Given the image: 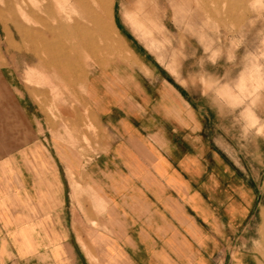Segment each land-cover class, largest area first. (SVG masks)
Returning <instances> with one entry per match:
<instances>
[{"label": "crops", "instance_id": "obj_1", "mask_svg": "<svg viewBox=\"0 0 264 264\" xmlns=\"http://www.w3.org/2000/svg\"><path fill=\"white\" fill-rule=\"evenodd\" d=\"M5 79L0 264H224L262 207L201 105L145 55L61 85L55 115L20 72Z\"/></svg>", "mask_w": 264, "mask_h": 264}, {"label": "rangeland", "instance_id": "obj_2", "mask_svg": "<svg viewBox=\"0 0 264 264\" xmlns=\"http://www.w3.org/2000/svg\"><path fill=\"white\" fill-rule=\"evenodd\" d=\"M37 1L32 9H4L0 0V103L17 109L5 79L17 71L23 80L16 81L55 115L46 101L64 97L66 83L94 68L145 55L201 105L203 134L259 181L262 207L222 259L224 264L263 263L264 0H107L111 9L102 14L107 32L96 24L99 9L80 0ZM89 2L97 8L95 0ZM26 24L54 44L61 68L71 69L67 74L53 76L44 69L45 49L35 54L19 49L16 27ZM41 41L37 36L27 44ZM70 178L76 188L75 176Z\"/></svg>", "mask_w": 264, "mask_h": 264}, {"label": "bare ground", "instance_id": "obj_3", "mask_svg": "<svg viewBox=\"0 0 264 264\" xmlns=\"http://www.w3.org/2000/svg\"><path fill=\"white\" fill-rule=\"evenodd\" d=\"M95 1L97 2V8L91 6L89 0H80V2H83L87 5H89L90 9H99L97 11L98 13H96V14H98L95 18L96 24L100 29L107 32V28H109V27L107 26V22L105 21V18H104V16H102V14L105 13L106 9H111V6L107 2V0H95ZM2 2L4 4V9H32V7H37L39 5L37 0H2ZM22 18H25V17L23 16ZM26 21L28 23L31 22L30 19H28V18H26ZM108 25H109V23H108ZM16 32H17L18 36L20 37V39H19L20 40V44H19L20 50L25 49L26 51H28V52L30 51V52L35 54L36 52H38L40 49L43 48L49 53V56L47 55V57H45L46 60L43 61V64H42L43 67H45L44 69L47 72L52 73L54 76V75H58V74L59 75H65V74H67V72H69L71 70L70 68H68V71L66 69L61 68V65H59L57 58L55 56L56 51H54L55 50L54 44L46 41V39H43L42 38L43 34H41L40 32H37V31L30 30L29 27L27 26V24L22 26V27L17 26ZM37 36L39 39H42L39 46L36 44L35 45L27 44L29 41H33L35 39V37H37ZM53 63H54L55 67L54 66L52 67ZM263 221H264V210H263ZM262 235L264 238V227L262 230ZM261 264H264V261H263V263L261 262Z\"/></svg>", "mask_w": 264, "mask_h": 264}]
</instances>
